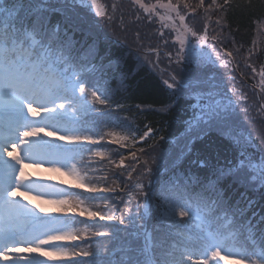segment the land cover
Masks as SVG:
<instances>
[{
    "label": "snow or ice",
    "instance_id": "6c2138e0",
    "mask_svg": "<svg viewBox=\"0 0 264 264\" xmlns=\"http://www.w3.org/2000/svg\"><path fill=\"white\" fill-rule=\"evenodd\" d=\"M6 2L0 0V256L7 260L11 252L13 264L20 261L43 264L36 257L17 255L23 252L46 257L57 255L70 261L81 255L94 257L77 260L74 264H220V261L264 264V203H261L264 201V149L236 124L238 108L248 113L258 107L259 113L264 114V97L258 105H250L247 94L241 92L239 100L246 102L241 107L238 100L233 99L234 89H227L232 92V96H228L221 88L209 65L219 62L220 67H228L233 61L222 60L215 46L208 43L210 39L217 41L218 36L209 35L207 23L201 32L186 23L197 8L205 7V0H199L197 5L189 0L175 3L156 0L151 5L133 0L148 15L149 22L152 16H158L161 28L175 33L172 44L178 48L174 56L172 52L165 53L171 71L163 82L177 101L183 98L192 103L189 104L191 116L181 133L185 143L171 167L154 173L145 160V167L135 183L127 187L128 200L124 202L127 211L119 218L114 214L105 215L99 205L97 210L90 209L79 194L25 179L24 168L29 164L61 162L62 166L71 165L66 167V172L78 182L75 187L87 193L115 192L114 187L89 183L88 174H81L71 162L77 157L83 160L85 153L104 159L103 151H94L86 145H99L106 139L108 144L127 148L126 141L135 145L152 132L148 128L137 138L130 126H124L127 135L102 131L103 125H119L112 112L123 105L114 102L107 86L109 81L103 79L105 70L114 62L105 65L96 40L93 38L89 43L98 24L76 12L75 7H66L77 3L88 7L87 0H28L27 6L24 0H13L8 7ZM57 4L62 6L56 7ZM229 4L230 0H224L223 5L212 0L209 7L226 8ZM91 8L95 9L97 17L106 15L97 0H91ZM157 9H163V14ZM57 14L59 18L54 19ZM77 33L82 39H76ZM159 35L164 37V31L160 30ZM168 42L167 38L163 40L164 45ZM150 50L155 51L158 63V47ZM248 54L253 55L252 49ZM225 55L231 58L233 53L228 51ZM245 66L254 73L257 71L250 63ZM258 75L260 92L264 93V66ZM167 107L165 105V110ZM41 133L73 147L43 140ZM212 133L220 134L228 142L234 155L227 163L221 164L218 154L213 160L211 156H202L195 148L198 141ZM17 149L22 154H16ZM139 151L144 152V149ZM194 151L195 158L191 159ZM5 155L13 163L5 160ZM128 158L120 153L119 163L111 162L116 168L125 169L124 174L132 181L136 167L126 166ZM130 158L139 161L135 151L130 153ZM144 176L149 177L147 185L143 182ZM164 176L167 179H162ZM100 179L106 180L107 176ZM240 189L243 191L234 200L233 196ZM52 191L63 193L49 200L60 206L58 210L73 213L79 210V215L86 214L93 221L97 218L118 220L122 228L112 224L91 226L111 229V233L95 231L91 235L109 237L114 247L109 249L105 244L102 254L99 241L93 242L97 247L94 253L85 249L69 251L53 244L64 239H86L89 229L85 228L80 235L58 227L57 222L43 221L33 211L35 205L30 208L16 199L33 192L40 196ZM132 201H135L134 207ZM153 216L155 223L149 228L148 221ZM160 225L168 227L161 229ZM21 243L25 247H19ZM45 246L50 250L43 251ZM77 247L80 246L74 245Z\"/></svg>",
    "mask_w": 264,
    "mask_h": 264
},
{
    "label": "trees",
    "instance_id": "16d2710c",
    "mask_svg": "<svg viewBox=\"0 0 264 264\" xmlns=\"http://www.w3.org/2000/svg\"><path fill=\"white\" fill-rule=\"evenodd\" d=\"M145 2L154 4L156 0H145ZM163 2H167V0H163ZM175 2L176 0H173V3ZM223 2L224 0H217L220 5H223ZM12 3L13 0H7L5 6L8 7ZM97 3L104 7L106 13L104 17H97L95 9L91 6L84 7L78 4L74 6L69 4L66 7L68 9L75 7L76 12L98 24V27L93 29L94 37H89V43L92 42L93 38L96 40L100 55L104 57L105 65L109 61L114 62L111 67L105 70L103 79L109 81L107 86L113 94L114 102H119L123 107L112 112V116L119 121V125L111 123L103 125L101 126L102 131H116L121 135H127L129 133L124 126H130L137 138L143 135L148 128H151L152 132L148 138L139 141L135 145H132L130 141H126L125 143L129 144L127 148H119L118 145L108 144L106 139L102 140L99 145H86L94 151H103L104 159L101 160L100 157L92 153H85L83 160L77 157L74 162L80 173L84 174L86 172L88 174L89 183L114 187L117 190L115 192L90 194L78 188L70 192L79 194L80 198L84 200V205L90 209L97 210L96 206L99 205V210L105 215L114 214L119 218L127 211L124 203L128 200L127 187L135 183L137 175L145 167V160L148 161V167L153 169L154 173L163 168L171 167L173 160L185 143L181 133L186 127L185 121L191 116L189 104L192 101L183 98L177 101V98L171 94L172 90L167 89L163 82L169 78L168 74L171 71L165 53L172 52L174 56L177 48L171 43V40L174 39L172 33L166 30L165 36H167L169 42L168 45H164L163 40L166 37L159 35L160 27L157 25L156 17H152L151 22H149L148 15L142 14L127 0H97ZM189 3L197 5L199 0H189ZM27 4L28 0H24V5L27 6ZM211 4L212 0H205V7L197 8L194 15L187 17L186 23L198 32H201L204 24L207 23L209 25V35L218 36V40L214 43L226 52L231 51L233 53L235 74L240 75L243 84L250 86L252 84L250 79L251 68L245 65L250 63L258 71L264 66V0H230V4L226 8L209 7ZM55 6L61 7L62 5L57 4ZM181 9L183 10V5H181ZM205 9L208 10L205 11ZM109 16L112 17L111 21L108 20ZM137 16L140 17L139 20L136 19ZM56 18H59L58 14L54 16V19ZM218 20L220 21L219 25L217 24ZM76 39H82L80 33L76 34ZM157 47L160 52V66L167 71L169 70L168 72L164 73L162 69L153 67L146 58H156L155 51L150 49H156ZM249 49L253 51L251 56L248 54ZM191 67L195 69L194 66ZM173 68H175V65H173ZM256 97L259 98L257 101L248 99L247 103L254 105L253 102H255L258 105L262 102L260 98L264 97V93L259 91L255 95ZM165 105L168 106L166 110ZM240 106L242 107L243 104ZM236 124L252 136L258 147L264 149V114L257 112L255 107L248 113L240 111L238 108ZM173 141L175 142L173 143ZM140 148H143L144 152H140ZM195 148L199 150L202 156H211L213 160L218 154L221 164L227 163L234 155L228 146V142L218 133H212L203 141H198ZM133 151L139 157L138 162H134L130 158V153ZM120 153L129 157L125 160L126 166L136 167V172L132 173V181H129L127 175L124 174L125 169H118L111 162L119 163ZM190 158H195V151ZM84 165L88 167H84ZM185 167H187V162ZM101 176H107V179L102 180L100 179ZM162 179H167V176L162 177ZM148 180V176L143 177V182L146 185ZM240 191H243V189H240L236 196H233L234 200L239 196ZM97 196L108 199H87L88 197ZM141 199L143 198L141 197ZM261 203H264V201H261ZM131 206H135V201H132ZM257 210L259 209L257 208ZM58 211L62 214L67 213L61 210ZM78 211L75 213L78 214ZM177 218L179 219V217ZM154 223L155 217L153 216L148 221L149 228ZM98 224H112L123 227L118 220L100 221L97 218L93 221L86 214L80 215L73 225L65 229L83 235V230L88 228V237L80 239L81 242L78 244L80 247L74 249L69 245L66 248L69 251L85 249L94 253L97 251L94 241L100 242L102 254L104 253L105 244L109 249L113 248L114 243L110 241L109 237L91 235V232L95 231H108L111 233L109 228L91 227ZM160 227L166 229L168 226L160 225ZM64 240L68 241V239ZM89 244H92V247H89ZM83 258H85L84 260H92L94 257L83 256Z\"/></svg>",
    "mask_w": 264,
    "mask_h": 264
},
{
    "label": "rangeland",
    "instance_id": "374dc122",
    "mask_svg": "<svg viewBox=\"0 0 264 264\" xmlns=\"http://www.w3.org/2000/svg\"><path fill=\"white\" fill-rule=\"evenodd\" d=\"M127 1L130 2L131 4H133L142 14L144 13L143 9H141L138 5L133 3V0H127ZM143 2L146 5H151L149 3H146L145 0H143ZM130 3H128V4H130ZM77 4L81 5L79 3H77ZM87 4H88V6H91V0H87ZM156 11L160 14H163L164 10L163 9H157ZM144 14H146V13H144ZM173 16H174V14H173ZM152 17H156L157 25L160 27V30H163L164 33L166 32V30L171 32L170 29H162L161 28L162 22L158 19V16H152ZM178 23L179 22L177 21V24ZM171 33L173 36H175L174 32H171ZM165 37L167 38V36H165ZM172 40H171V43H172ZM208 43L215 46L216 51L220 54L222 60L227 61V60L231 59L233 61V63L230 64L228 67H220L219 62H217L216 65H209V68L212 70V72H214L216 74L217 79L221 84V88L225 91H227V89H229V88L234 89L236 92V96L233 97V99H237L238 103L240 105L243 104V106H244L246 103L244 100H239V95L241 92L246 93L249 100H251V101L256 100L257 101L259 98L256 97L257 98L256 99L255 95L260 91V77L258 75V73H259L258 69L255 67L257 69V71L255 73L252 72V69L250 70V76H251L250 79H251L252 84L250 86L243 84L240 75L235 74V66H234L233 58L227 57L225 55L226 51L223 50L222 48H219L214 43V41H212L211 39L208 41ZM176 46L178 48V45H176ZM146 58L148 59V62L153 67H155V68L158 67V68L162 69V71L164 73L169 71V70L167 71L166 69L162 68L160 66V62L156 63V58H150V57H146ZM213 59H215V56H213ZM192 66L196 67L195 65H192ZM230 77H235V79H230ZM227 95L232 96V92L227 91ZM253 103H254V105H257L255 102H253ZM250 105H253V104L250 103ZM255 109L257 112H259L258 107H255ZM29 119H32V117L29 116ZM40 136L43 140H44V137H46V136H44L43 133H41ZM51 140L52 139H50V141ZM51 143H58L59 144L60 142L56 141V142H51ZM61 144H63L64 147H66L65 146L66 143L61 142ZM66 148H69V147H66ZM9 150H11V149H9ZM16 154L19 155L22 153H20V150L17 149ZM4 157H5V160L9 161V163H13L10 160V158L7 157V155H5ZM71 163H74V162L72 161ZM70 166H71L70 164L62 166L61 162H51V163L45 162V163H41V164H29L27 167L24 168L25 179L27 181L34 182L36 184L51 185L54 189H63L64 192H67L70 188H74L75 184L78 183L72 177L67 175L66 167H70ZM17 167H19V166H17ZM56 168H59V171H56L55 170ZM62 195H63V193L52 191V192H48L44 195L37 196L33 192V193H29L23 199H21L19 196H17L16 199L20 200L21 203L27 204V206L30 208H32V206L35 205L36 207L33 208V211L36 213L37 216H39L43 221L57 222V226L60 227L65 222V219L61 218L60 216H57L54 213L56 204L50 203L49 200L55 199L56 197L62 196ZM40 208L48 209V211L40 212L39 211ZM53 244H55V243L53 242ZM18 246L21 248L25 247V245L22 243L18 244ZM42 250L43 251H49L50 248H49V246H45ZM17 255H24L26 257H36L39 260L43 261V264H50V260H48V258H56V255H53L51 257H46V256H40L39 253H28V252L19 253ZM0 264H13V254L10 252L7 260H5L2 256H0ZM19 264H27V261H20ZM220 264H225V262L220 261Z\"/></svg>",
    "mask_w": 264,
    "mask_h": 264
}]
</instances>
